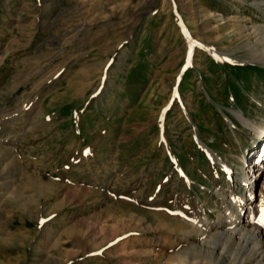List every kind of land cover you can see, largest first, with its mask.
I'll return each instance as SVG.
<instances>
[{
	"label": "rangeland",
	"instance_id": "374dc122",
	"mask_svg": "<svg viewBox=\"0 0 264 264\" xmlns=\"http://www.w3.org/2000/svg\"><path fill=\"white\" fill-rule=\"evenodd\" d=\"M261 11L0 0V264H234L190 231L231 189L264 221V165L247 194L263 140L243 122L264 124ZM260 237L229 249L257 264Z\"/></svg>",
	"mask_w": 264,
	"mask_h": 264
},
{
	"label": "bare ground",
	"instance_id": "6f19581e",
	"mask_svg": "<svg viewBox=\"0 0 264 264\" xmlns=\"http://www.w3.org/2000/svg\"><path fill=\"white\" fill-rule=\"evenodd\" d=\"M239 2L240 3L249 2L251 5H255L260 10H262L263 14H264V0H251V1L239 0ZM238 13H240V12H238ZM243 24H244L243 17H241V15L236 16L235 17V25H234L235 29L233 30L236 37L242 36V31H240V29L242 28V30H243V27H245ZM251 27H252V31L250 32V34L247 37L249 38L248 40H250V37L253 36V38H255V40L253 43H250V42H248V43H250L251 46L253 47V49L255 50V49H257L259 42L264 40V21L261 23H254ZM256 53L257 54L252 53L253 56L257 57V59L259 61L264 62V49L261 51H258ZM243 122L245 123L246 126H249L250 128H254L256 130V132L258 133V136H260L263 140L261 142V145L262 144L264 145V137L261 136V134H263V132H264V124L255 125L254 123H252L246 119H243ZM261 150H262V152H261ZM260 152H261L262 157L259 154ZM263 155H264V146H262V149L259 148L258 153L255 155V157L258 160L256 162L255 166L257 165L259 167L257 169L259 171H262V169H263V165H264V156ZM259 160H260V162H259ZM248 172L250 173L251 170H248ZM263 172H264V169H263L262 173ZM250 176H251V180H248L249 192L247 194L249 195V198H252L253 197V184L256 182L255 172L252 173ZM230 193H231V199L229 198L230 199L229 202L224 205L225 211H224V214H221V219L215 223L208 220L207 225L204 228H202L201 224L196 225L193 228V230L190 231V233L191 232L193 233L194 231H199V233L202 234V236H203L202 242L204 245V249H206V250L209 249V251L211 249L214 250L212 244H216V243L221 242L220 245L222 244L224 253L227 254L226 256H229L234 261H236L234 264H246L248 261H250L248 259V256L243 255V253L240 254L238 252H235V251L229 249L228 243H232V241L237 242L238 237H239L238 242L241 245L238 243L237 246L239 248H242L243 250L246 249V248H244V246L247 247V243L249 245L253 242H254V244H256V243L259 244L261 241L260 238H262V237H260L261 233H264L262 231L264 229V222L259 221V215H258L259 213L255 207L251 208L247 211L246 220H245V222H244V220L242 221L241 215L246 210H245L241 200H239V198L232 192V189H231ZM231 203L233 205H231ZM195 224H197V223H193V225H195ZM241 241H244V242L242 243ZM211 245H212V247H211ZM191 249H193V248H190V247L187 248V250H188L187 255H189V254L191 255ZM228 249H229V251H227ZM248 249H250V248H248ZM246 252H248V250L245 251L244 253H246ZM256 253H258V252L256 251ZM261 253H262V251L260 250V253H258V256H257V254L254 255L256 258L257 264H264V254L261 255ZM224 257H225V255H224Z\"/></svg>",
	"mask_w": 264,
	"mask_h": 264
},
{
	"label": "snow or ice",
	"instance_id": "6c2138e0",
	"mask_svg": "<svg viewBox=\"0 0 264 264\" xmlns=\"http://www.w3.org/2000/svg\"><path fill=\"white\" fill-rule=\"evenodd\" d=\"M262 222H264V221H262Z\"/></svg>",
	"mask_w": 264,
	"mask_h": 264
}]
</instances>
